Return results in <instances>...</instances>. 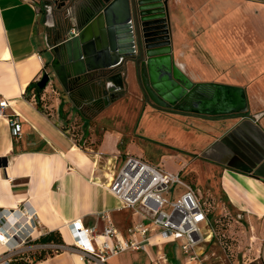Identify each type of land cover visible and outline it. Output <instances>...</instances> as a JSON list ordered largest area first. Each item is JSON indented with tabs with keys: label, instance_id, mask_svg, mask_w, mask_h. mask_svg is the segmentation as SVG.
<instances>
[{
	"label": "crops",
	"instance_id": "1",
	"mask_svg": "<svg viewBox=\"0 0 264 264\" xmlns=\"http://www.w3.org/2000/svg\"><path fill=\"white\" fill-rule=\"evenodd\" d=\"M38 1L0 0V102L6 99L7 114L17 115L22 123L21 136L15 137L9 116H0V158L7 161L0 165V208L27 203L40 222L24 261L87 264L72 248V222L81 220L99 233L111 222L126 233L141 221L105 184L114 166L118 170L134 156L181 177L193 173L201 184L217 173L212 182L219 186V196L206 193L205 198L196 189L198 195L214 218L217 205L242 219L251 248L264 263V54L257 53L264 50V0H169L176 61L184 67L188 51L192 59L202 58L201 52L212 56L221 71L213 68L209 73L223 79L209 82L245 87L249 114L211 118L165 112L146 102L135 120L133 110L144 94L132 62L125 70L126 89L109 106L83 102L53 78L41 94L43 111L38 109L35 89L27 88L51 72L46 33L53 24ZM151 123L167 129L163 139L149 133ZM180 133L194 147L173 142L184 139ZM141 137L162 143L165 152L159 160L140 149ZM52 233L63 242L43 240ZM162 247L164 252L176 251L169 264H191L177 242ZM108 264L153 263L140 250L113 256Z\"/></svg>",
	"mask_w": 264,
	"mask_h": 264
},
{
	"label": "water",
	"instance_id": "2",
	"mask_svg": "<svg viewBox=\"0 0 264 264\" xmlns=\"http://www.w3.org/2000/svg\"><path fill=\"white\" fill-rule=\"evenodd\" d=\"M42 1L53 18L46 33L51 71L66 92L83 102L102 100L107 107L121 98L125 70L132 62L156 108L209 117L248 111L245 87L196 82L176 61L169 0ZM73 27L77 34L70 37ZM49 81L46 72L39 86L46 88Z\"/></svg>",
	"mask_w": 264,
	"mask_h": 264
},
{
	"label": "built area",
	"instance_id": "3",
	"mask_svg": "<svg viewBox=\"0 0 264 264\" xmlns=\"http://www.w3.org/2000/svg\"><path fill=\"white\" fill-rule=\"evenodd\" d=\"M33 4L38 0H29ZM77 34L72 28L70 37ZM52 83V79L47 85ZM6 99L0 102V116H9ZM13 135L20 137L22 123L17 115L9 116ZM106 186L142 220L126 233L111 222L102 233L95 227L86 228L81 220L71 223L72 248L87 264H108L109 259L124 252L144 250L153 264H169L163 243L177 242L191 264H203L202 256L217 237L210 206L202 202L196 189L180 174L172 173L141 158L129 156L122 167H113ZM178 190H180L178 192ZM40 224L29 204L17 208H0V264H11L15 256L29 248ZM154 238H157L154 242ZM155 243V244H154ZM157 246V250L149 248Z\"/></svg>",
	"mask_w": 264,
	"mask_h": 264
},
{
	"label": "rangeland",
	"instance_id": "4",
	"mask_svg": "<svg viewBox=\"0 0 264 264\" xmlns=\"http://www.w3.org/2000/svg\"><path fill=\"white\" fill-rule=\"evenodd\" d=\"M189 57L186 59H183L182 62H185L184 64V70L185 72L194 80V81H204L209 82L211 80H218L223 79L222 75L215 76L213 74H210L209 71H212L213 68L216 70H220V67L215 62V59L212 56H206L205 52L199 53L202 58L199 57L197 59H192L191 53L188 51L186 52ZM259 55L264 54V50L257 51ZM181 62V63H182ZM183 64V63H182ZM228 68V67H227ZM233 69L230 68V70ZM213 82V81H212ZM248 81H246L245 84H247ZM240 86V85H239ZM144 97L142 100H139V102L136 104L135 109L133 110V117L132 120L139 118V106L144 103L149 102L152 103L151 100L148 98L147 94L143 91ZM159 109V108H157ZM165 112H171L169 110H163ZM180 113V112H179ZM249 109L246 113L242 114H249ZM232 116V115H229ZM239 116V114L234 115ZM226 116H216L211 118H223ZM205 118V117H204ZM209 118V117H208ZM133 121H130V124H132ZM128 124V125H130ZM150 131L149 133L152 134L153 137H157L158 140H161L165 137V131L167 129L165 128H156V124H150L148 125ZM155 130V132H153ZM181 138L184 139H172L173 142L176 143H183L187 144L188 147H194L190 140V137H187L188 139L185 140L186 136L183 133L178 134ZM174 137V136H171ZM141 145L139 146L141 150L144 151L145 155H148L150 158L153 157V160L156 161L161 158V155L165 152L162 143H159L160 141H150L149 139L141 137ZM194 158V156H193ZM152 159V158H151ZM166 168L169 166H165ZM102 168V167H100ZM170 168V167H169ZM182 179L190 184L194 189H199L203 192L204 197L207 198V194L213 193L217 196L220 194L219 192V186L215 184V182H212L213 180L216 181L218 178V174L215 173L214 176L210 179V182H204L201 184V182L197 179H194V174L191 173L190 176L186 172H183ZM180 190H178L179 192ZM216 205V204H215ZM217 207V205H216ZM214 209V216L216 218V230L220 234H218V238H214L213 242L206 248L202 259L203 264H264L261 259H258L255 255V250L252 249L250 245V236H247L246 228H244V223L241 220L238 219L237 216L230 214L228 212H222L220 208ZM249 247V249H248ZM173 252V254H172ZM176 251L172 249L170 253L168 251L165 252L166 257L168 258V261L171 262V255H174ZM247 254L244 256V254ZM174 257V256H173ZM30 261V260H29ZM28 261V262H29Z\"/></svg>",
	"mask_w": 264,
	"mask_h": 264
},
{
	"label": "trees",
	"instance_id": "5",
	"mask_svg": "<svg viewBox=\"0 0 264 264\" xmlns=\"http://www.w3.org/2000/svg\"><path fill=\"white\" fill-rule=\"evenodd\" d=\"M34 88L35 89V96H36V100H37V107L39 110H42V106H41V94L42 92L44 91L45 88H41L39 86V82H36V83H32L28 88H27V91ZM28 99H30L29 96H27ZM83 113H87L88 111V108H83L82 109ZM5 163V159L4 158H0V165H4ZM216 218H215V223H214V226H216ZM216 229V227H215ZM216 233H217V238L219 237L218 234H220L219 232H217L216 230ZM44 241H57V242H63L61 236H58V235H55L54 233L52 234H49L47 235V237L43 238ZM51 254L53 253L52 251L50 252ZM40 259H43V256L41 255L40 256ZM11 264H29L28 261H24L23 259V254L22 255H18V256H15L12 261H11Z\"/></svg>",
	"mask_w": 264,
	"mask_h": 264
},
{
	"label": "flooded vegetation",
	"instance_id": "6",
	"mask_svg": "<svg viewBox=\"0 0 264 264\" xmlns=\"http://www.w3.org/2000/svg\"><path fill=\"white\" fill-rule=\"evenodd\" d=\"M51 66V65H50ZM49 74H50V78L51 79H57L54 75H53V73H52V71L51 72H48ZM53 81V80H52ZM58 81V80H57ZM59 82V81H58ZM60 83V82H59ZM61 84V83H60ZM63 87V86H62ZM72 96H74V95H72ZM93 104H104V102L101 100V101H98V102H92ZM84 108V107H83Z\"/></svg>",
	"mask_w": 264,
	"mask_h": 264
},
{
	"label": "bare ground",
	"instance_id": "7",
	"mask_svg": "<svg viewBox=\"0 0 264 264\" xmlns=\"http://www.w3.org/2000/svg\"><path fill=\"white\" fill-rule=\"evenodd\" d=\"M80 256V255H79ZM80 259H81V256H80ZM81 261H82V259H81ZM83 262V261H82Z\"/></svg>",
	"mask_w": 264,
	"mask_h": 264
}]
</instances>
